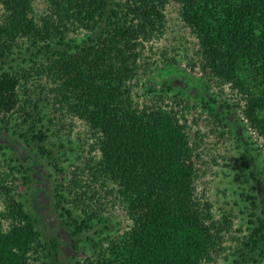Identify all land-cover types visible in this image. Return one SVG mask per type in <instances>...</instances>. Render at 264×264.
<instances>
[{
  "label": "trees",
  "instance_id": "16d2710c",
  "mask_svg": "<svg viewBox=\"0 0 264 264\" xmlns=\"http://www.w3.org/2000/svg\"><path fill=\"white\" fill-rule=\"evenodd\" d=\"M34 1L0 0L6 12L0 43L27 38L46 50L65 47L53 53L46 72L75 116L94 131L101 153L94 170L119 188L132 222L78 264H210L223 229L211 207L196 197L197 167L186 127L167 108L140 109L130 83L139 47L163 34L165 9L177 2L182 21L199 40L205 66L245 96V118L264 139V0H44L52 13L41 23L31 17ZM69 28L86 31L88 38L63 43ZM20 87L19 76L0 71V116L23 112L29 122L33 116L23 111ZM33 138L46 155L40 145L46 134L39 131ZM57 196L60 203L67 201L59 190ZM6 204L0 216L10 226L5 229L0 217V264H36L42 251L58 264V247L43 243L37 219L14 195L7 194ZM258 220L247 245L264 253V221ZM85 224L74 234L90 230Z\"/></svg>",
  "mask_w": 264,
  "mask_h": 264
},
{
  "label": "rangeland",
  "instance_id": "374dc122",
  "mask_svg": "<svg viewBox=\"0 0 264 264\" xmlns=\"http://www.w3.org/2000/svg\"><path fill=\"white\" fill-rule=\"evenodd\" d=\"M180 12L181 6L170 2L163 34L139 47L141 57L130 83L134 102L140 109L172 110L186 127L197 167L196 197L211 207L223 229L210 264H264V253L247 245L258 219L264 221V139L245 118V96L205 66L199 40ZM51 13L46 1H34L31 17L38 23ZM5 14L0 4V25ZM64 35L63 43L72 44L83 43L89 34L69 28ZM45 47L27 38L0 43V71L19 76L21 106L33 116L29 122L23 112L0 116V215L6 211L7 194L14 195L37 219L43 243L54 241L58 247V264H78L99 244L107 245L105 239L123 235L132 222L119 188L94 170L101 157L94 131L75 116L46 72L53 53L65 47ZM39 131L48 137L40 143L46 155L33 138ZM58 190L66 202L60 203ZM1 221L5 229L10 226L7 218ZM83 222L90 230L75 235ZM39 257L36 264L56 261L48 251Z\"/></svg>",
  "mask_w": 264,
  "mask_h": 264
}]
</instances>
